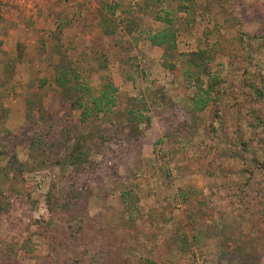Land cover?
<instances>
[{"label":"rangeland","instance_id":"obj_1","mask_svg":"<svg viewBox=\"0 0 264 264\" xmlns=\"http://www.w3.org/2000/svg\"><path fill=\"white\" fill-rule=\"evenodd\" d=\"M164 18L175 35L173 57L149 43L168 26ZM131 23L137 27L129 34ZM103 27L113 32L103 35ZM254 36L264 37V0H0V189L9 202L0 217V249L17 251V264L76 258L79 264L92 259L97 264H264L261 196L251 188L240 208L226 210L232 190L248 192L237 171L248 158L229 144L225 130L211 153L204 148L212 110L218 104L228 116L235 110L231 98L210 95L199 114L207 124L203 136L195 131L190 140L166 139L152 111L145 112L150 121L139 125V135L131 134L121 117L112 125L131 98L158 90L175 106L176 123L187 121L198 74H185V57L215 44L221 52L210 75L197 76L203 87L210 76L223 79L235 94L243 93L242 77L261 83L258 53L243 45ZM164 61L177 65L180 74L164 71ZM65 70L72 99H62L55 83ZM104 83L117 89L115 107L82 123L71 106L80 94L75 87L98 95ZM92 123L111 129L114 140L102 145L90 137ZM232 128L236 136L238 129ZM245 135L255 153L264 129L237 136ZM77 137L86 162L64 167L59 163ZM37 138L58 142L51 158L31 147ZM15 163L24 167L16 177ZM49 192L78 210L84 222L75 238L55 228L63 237L55 248L38 233L48 218ZM220 194L223 199L215 198Z\"/></svg>","mask_w":264,"mask_h":264},{"label":"trees","instance_id":"obj_2","mask_svg":"<svg viewBox=\"0 0 264 264\" xmlns=\"http://www.w3.org/2000/svg\"><path fill=\"white\" fill-rule=\"evenodd\" d=\"M179 9L182 10L184 7L180 6ZM163 22H166L168 26L152 34L149 37V43L151 46L161 49L164 54L172 56L175 51L174 31L171 29L170 20L164 18ZM129 26L127 33L131 34L137 26L136 23H131ZM112 32L113 30L107 31L105 27L102 29L103 35H109ZM243 45L244 48L248 45L254 46L258 53L255 56V60L261 61V65L263 66L260 68L261 83H253L251 75L242 77L240 80V87L243 88V93L235 94L234 91L230 89L231 85L229 86L223 79L219 77L215 78L214 76L211 78L210 76L206 86L203 87L198 77L201 75H210L211 65L221 52L219 46L215 44L207 50L190 52L185 57V66L187 67L185 74L189 73L190 70H194L196 74H198L193 81L198 92L195 94L196 99L192 100L190 108L191 114L187 121L185 120L182 124L176 123L175 106L158 90L150 92L149 96L146 98H131L125 110L116 114L112 124L116 126L120 117L126 119L128 125L131 127L129 129L131 134L139 135V125L144 122L148 124L150 121V117L145 115V112L152 111L155 118H157L159 123L164 127L163 131L166 139L176 141L179 138H186L190 140L192 137L195 138L194 136L198 134L194 133L195 131L201 132V136H203V129H205L207 124L200 120L199 114L208 105L210 95H226L231 98L235 110L228 116H224L217 104L212 110L213 120L208 123L211 136L210 138L203 139L205 142V150L211 153L213 148L217 147V144L223 140V131L225 130L227 131L229 144L235 147V149H241L249 160V163L237 166L238 175H240L241 181L245 183V188L248 189V192L239 191V188L237 190H232L233 199L228 203L229 207L227 205L228 208H226L229 212L233 207L239 206L238 208H240V204H242L241 201L250 192L255 194L258 193L259 196H261L259 201L261 202V199L264 201V138L258 140L257 151L254 153L249 144L250 141H252L251 138L248 135H245L241 139L237 136L241 132L247 133L249 128L257 129L261 127L264 129V37L254 36L250 41H245ZM162 68L173 76H178L181 71L177 65L169 61H164L162 63ZM68 74V71L65 70V72L62 71L61 74H58L55 78L56 86L62 91V99L70 95V91L67 89V83L69 81L67 77ZM75 90L77 93L80 92V94L78 93L79 95H76L75 99L72 100L71 106L73 109L79 111V120L82 123L92 122V117L99 116L100 114L106 116L108 111L116 105L115 94L117 89L111 83H104L98 95L92 94L89 88L80 85L78 87L76 86ZM246 96L250 97L249 102L246 101ZM72 98L73 97H70V99ZM224 126L227 127L224 128ZM233 126L238 129L235 133L236 136H233ZM111 132V129L103 128L96 123H92L88 135L94 139L101 140V144L103 145L114 140L115 135ZM133 141L135 140L131 142ZM131 142L128 141L126 144L128 148L133 149L134 144ZM57 145L58 142L56 140H52L48 143L44 139L37 138L32 142L31 147L35 150L38 149L40 156L44 155L47 158H51L53 149L57 147ZM84 146L82 138L77 137L71 153L62 162L60 161L59 164H62L64 167L69 165L75 168L84 164L87 155L83 152ZM23 168L22 164L15 163L12 166L13 176L16 177L21 174ZM211 177L214 176L212 175ZM221 187L223 188V185H221ZM251 188L252 190L250 191ZM215 198L221 200L223 196L221 197L220 194ZM208 201L210 206L212 205L216 208L217 204L214 199H208ZM8 208L9 202L3 198V192L0 189V217L8 211ZM47 213L48 218L44 221V224L40 223L41 230L38 233L52 248H55V244L63 242V237L61 235L57 236L55 228L64 230L70 238H75L79 234V230L84 226V222L79 217L81 213L75 210L69 203H59L56 199H53L50 192L47 195ZM28 243L29 242L26 241L21 247L25 249ZM16 253L17 251L11 247L4 250L0 249V261L3 260L8 264H17L18 262L15 258ZM89 261V263L83 262L82 264H97L95 259ZM77 263H81V259L76 258L72 262L64 260L61 264Z\"/></svg>","mask_w":264,"mask_h":264}]
</instances>
